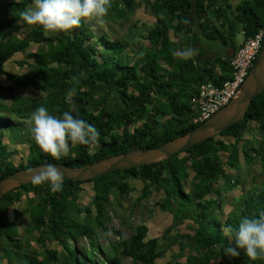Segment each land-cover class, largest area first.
<instances>
[{
	"label": "trees",
	"instance_id": "1",
	"mask_svg": "<svg viewBox=\"0 0 264 264\" xmlns=\"http://www.w3.org/2000/svg\"><path fill=\"white\" fill-rule=\"evenodd\" d=\"M31 4L32 0H0V91L10 94L13 102L0 104V110L7 111L0 116V124L16 123L12 124L19 126L16 136L29 149L27 159L15 164L0 127V178L47 162L80 166L136 147H153L190 131L204 121H192L196 113L192 99L201 83L222 85L232 77L231 58L224 55H203L199 69L196 58L203 54L202 40L210 41L209 45L217 40L225 43L232 22L241 26L243 41L264 28V0H145L154 19L146 32L133 22L125 37L114 39L98 32L87 19L70 32L46 33L29 26L19 13ZM134 9V0H111L105 21H128ZM135 34L137 40L131 38ZM30 42L41 47L27 51ZM196 46L197 55L187 61L173 55ZM16 53L24 54L19 66L27 68L25 74L4 68ZM4 79L13 85H2ZM98 85L112 93L103 96L101 103H93V86ZM14 87H32L44 95L24 103ZM72 89L74 96L69 95ZM41 105L51 114L62 116L68 111L95 125L100 131L99 145L72 146L69 156L58 161L43 153L30 129L7 121L13 114L26 119ZM252 123V129L262 134L257 141L244 137ZM240 157L246 166L258 159V175H264V90L241 120L161 162L85 181L64 179L60 192L53 193L47 183H29L6 193L0 198V264L3 259L6 264H123L122 256L130 258L129 264H157L156 259L164 254L160 240L185 221L190 231L176 230L171 241L178 247L175 258H183L174 264H264V259L253 261L242 250L235 258L224 253L225 247L234 246L240 221L264 211V180L244 194V174L234 172L242 169ZM131 179L141 181L142 187L130 210L149 196L151 188L162 190L163 198L155 205L171 214L172 224L161 236L148 237V227L141 223L129 226L132 233L126 238L107 224L109 209L131 191ZM87 182L93 194L84 206L78 198ZM234 189L243 192V198L222 220L218 212L222 193ZM23 194L26 206L21 210L15 204ZM24 214L29 217L24 232L30 235L22 239L16 222ZM82 239L86 246H78Z\"/></svg>",
	"mask_w": 264,
	"mask_h": 264
},
{
	"label": "rangeland",
	"instance_id": "2",
	"mask_svg": "<svg viewBox=\"0 0 264 264\" xmlns=\"http://www.w3.org/2000/svg\"><path fill=\"white\" fill-rule=\"evenodd\" d=\"M135 9L133 11V14L130 16L128 21L120 20L119 22H108L106 21L104 24H99L95 21H91L94 28L100 32L107 35L109 38L114 39V37L118 36L120 38L125 37L129 28H131L129 25L133 22L136 23V26L138 27V30L142 33L146 32V29L152 24L153 22V16L148 12L145 8V0H134ZM236 39L237 41H240L243 39V32L241 30V26H239V30L236 32ZM137 34V33H136ZM133 35L131 38L133 40H137L138 36ZM141 40L142 44H145L146 42L143 39ZM41 47V44L30 42L27 51H35L38 50ZM130 47V46H129ZM24 58V54L22 53H16L12 58H10L4 65V68L10 72V73H17V74H25L27 71V68L23 66L22 68L19 66V61ZM1 84L4 86H12L13 84L10 81L2 80ZM111 90V89H110ZM14 92L17 94H20L24 98V103L32 100H40L42 99V96L44 95L41 91L33 89L32 87H23V88H17L14 87ZM111 91H108L107 89L103 88L102 85L93 86V93L90 98L93 103H101L103 96L111 95ZM12 100L10 98V94L0 91V104L4 105H12ZM149 106V105H148ZM195 107V104L193 103V106ZM7 114V111L0 110V116H4ZM31 115L24 119L22 117H18L16 114L10 115V118L7 119V121H17L20 122L23 128L31 129L32 125L30 122ZM12 124L16 123H10L9 127H3V123L0 124V127L3 129V142L6 143L9 150L14 152L12 154V160L15 164H18L20 161L24 162L27 159L28 155V145L25 143V141H21L20 139L22 137L16 136V133L18 132L19 126H15ZM5 124L4 126H6ZM254 124L252 123L251 129ZM6 128V129H5ZM10 129V130H8ZM12 129V130H11ZM262 135V134H261ZM260 133L256 129H252L251 132H247L244 137L248 140H254L257 141L259 138H261ZM263 137V136H262ZM26 138L23 137V140ZM246 140V139H245ZM240 170L234 171L237 175L243 176L244 174V183L241 184V187L244 186V194L246 191H250L252 187H260V183L262 180H264V175L259 176L258 173L261 170L260 161L258 159H255L251 164L248 166L245 165V162L242 157H240ZM241 173V174H240ZM192 173L190 174V176ZM132 184V189L128 193V195L122 199H118L119 203L118 205L112 207L109 209L110 215H111V221L107 223L112 228L120 231V233L128 238L131 233L132 229L129 227L131 225H137L144 223L148 227L147 235L148 237H155V236H161L164 230L172 224V216L166 211L160 210L156 205L155 202L163 198V192L161 189H150V194L147 198H143L139 200L135 205H133L132 209L130 210V206L132 203L136 202L137 198L140 196V191L142 187V182L139 180H129ZM83 190L79 194L78 202L84 206L88 205V201H90V197L92 196L91 191V184L85 183L83 184ZM243 192H239L238 190H232V191H225L222 193V206L221 209H219V215L222 220L226 219L228 215L234 210L233 208L235 205L239 206L237 203H239V199L241 200L243 198ZM18 208L23 210L26 206V195L23 194L21 200L15 204ZM236 212V211H235ZM29 220V217L27 214H24L21 216L17 222L16 226L18 227V230L21 234V238L25 239L29 237L30 234L24 232V227L27 225V222ZM186 221L180 224H177L173 230L167 235L166 238H163L160 240L161 248L164 249V254L162 257L156 259L157 264H174L175 260L181 261L183 258H175V254L178 252V247L176 244H172V238L175 234L176 230H179L182 232H188L189 229L186 228ZM112 228H109L107 231L110 238L113 237ZM31 238V237H30ZM32 241V239L30 240ZM100 243L103 241L102 239L99 240ZM35 244V243H34ZM78 246H86L87 242L82 239L77 242ZM56 245V244H55ZM57 246V245H56ZM58 249H60L59 246H57ZM2 252V248H0V253ZM123 264H129L131 262L130 258L127 256L121 257ZM6 264V260L3 259V263Z\"/></svg>",
	"mask_w": 264,
	"mask_h": 264
},
{
	"label": "clouds",
	"instance_id": "3",
	"mask_svg": "<svg viewBox=\"0 0 264 264\" xmlns=\"http://www.w3.org/2000/svg\"><path fill=\"white\" fill-rule=\"evenodd\" d=\"M110 7L111 0H32V4L19 15L29 26L41 27L46 33H60L79 27L83 19L104 24ZM173 55L187 61L197 53L195 49L187 48L175 51ZM139 56L143 57L144 53ZM75 93L76 90L72 89L69 95L74 96ZM30 122V131L37 146L57 161L69 156L72 146L100 143L98 128L68 111L57 116L41 105L32 112ZM31 182L34 185L47 183L53 193L60 192L64 186V175L57 166L49 164L32 174ZM240 250L253 261L264 259V211L255 218L240 221L234 233V246L225 247L224 253L235 258L240 256Z\"/></svg>",
	"mask_w": 264,
	"mask_h": 264
},
{
	"label": "water",
	"instance_id": "4",
	"mask_svg": "<svg viewBox=\"0 0 264 264\" xmlns=\"http://www.w3.org/2000/svg\"><path fill=\"white\" fill-rule=\"evenodd\" d=\"M263 90L264 40L258 56L235 96L225 106L190 131L153 147H136L80 166L47 162L17 169L0 178V198L16 188L32 183L31 175L49 164L57 166L63 172L64 179L85 181L113 171L161 162L189 146L218 135L224 129L241 120L247 114L253 99Z\"/></svg>",
	"mask_w": 264,
	"mask_h": 264
},
{
	"label": "built area",
	"instance_id": "5",
	"mask_svg": "<svg viewBox=\"0 0 264 264\" xmlns=\"http://www.w3.org/2000/svg\"><path fill=\"white\" fill-rule=\"evenodd\" d=\"M264 40V28L242 41L231 57L232 77L216 85L211 81L202 82L199 92L192 99L196 113L192 121L206 120L218 109L225 106L237 93L245 81L250 68L258 56Z\"/></svg>",
	"mask_w": 264,
	"mask_h": 264
},
{
	"label": "crops",
	"instance_id": "6",
	"mask_svg": "<svg viewBox=\"0 0 264 264\" xmlns=\"http://www.w3.org/2000/svg\"><path fill=\"white\" fill-rule=\"evenodd\" d=\"M232 14H235L234 9L231 10ZM228 26H230L231 28L229 30H227V37L225 39V43L220 42L219 40L217 41H212L211 44L209 45L210 41L205 42L204 40H202V44H205V47L202 48L203 54L201 55V58H196V63L197 66L199 67V69L201 70L203 64H204V60L202 61V56L208 54V56L211 55H224L228 58H231L232 55L234 54L237 46L242 43L243 39H241L240 41H237L236 39V32L239 30V23L238 22H232L231 24H228ZM211 46V47H210ZM196 51L199 49L198 46H196ZM201 51V49H200ZM218 71V70H217Z\"/></svg>",
	"mask_w": 264,
	"mask_h": 264
}]
</instances>
